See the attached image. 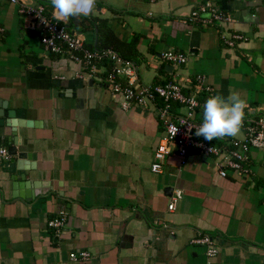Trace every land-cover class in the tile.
Wrapping results in <instances>:
<instances>
[{
	"label": "crops",
	"instance_id": "0c3cea01",
	"mask_svg": "<svg viewBox=\"0 0 264 264\" xmlns=\"http://www.w3.org/2000/svg\"><path fill=\"white\" fill-rule=\"evenodd\" d=\"M21 1L56 19L51 4ZM205 1L96 0L91 15L65 24L90 50L116 46L129 54L141 84L178 82L192 93L203 76L212 91L197 95V120L209 97L236 92L247 100L246 115H264V0H209L245 37L234 48L224 45L219 26L185 22ZM0 29V147L15 141L17 154H30L0 160V264H264V148L251 150L247 176L220 178L214 160L195 152L183 164L171 155L152 173L161 102L123 110L103 74L77 78L79 66L46 51L4 0ZM167 50L186 53L187 63L163 62ZM178 113L173 105L169 118ZM174 190L182 198L170 212ZM59 211L67 220L57 236L46 223ZM201 233L213 238L215 257L191 243ZM76 251L91 257L71 262Z\"/></svg>",
	"mask_w": 264,
	"mask_h": 264
},
{
	"label": "built area",
	"instance_id": "2783aa9c",
	"mask_svg": "<svg viewBox=\"0 0 264 264\" xmlns=\"http://www.w3.org/2000/svg\"><path fill=\"white\" fill-rule=\"evenodd\" d=\"M4 1L18 7L19 14L27 20V29L38 34L40 44L46 51L54 55L65 56L79 66L80 70L75 75L77 78L88 82L103 74L104 84L109 88L112 96L120 100V107L123 110L134 107L147 108L157 101L161 102L159 112L165 119L164 129L153 153L150 166L152 173H161L165 160L171 155L177 156L183 164L186 157L191 152H195L214 160V166L220 178H226L229 171L239 177L250 174L251 150L264 148V115L252 117L245 113L241 127L242 137H223L209 142L195 135L196 127L203 122V119H196L197 109L200 106L197 95L212 91L205 84L203 76H196L192 93H185L178 82L155 86L141 84L134 61L123 58L111 48L102 50L86 48L83 35L69 30L65 23L46 15L43 5H29L21 0ZM39 1L51 4V0ZM233 20L231 14L222 11L213 2L207 0L191 9L185 22L200 27L219 26L220 38L224 45L227 48H234L243 42L245 37L231 30L229 25ZM159 58L175 66H183L188 61L186 53L179 50H167L162 52ZM173 105H177L182 113L169 118V111ZM190 126L191 130H189ZM0 160H10L5 147H0ZM181 198L180 190L172 191L167 206L168 211L175 210ZM66 215L65 211H59L54 218L47 221L46 227L55 235H60L66 225ZM191 243L204 246L208 259L218 254V248L208 234H199ZM90 257L86 251L69 254L70 261L75 263L86 262Z\"/></svg>",
	"mask_w": 264,
	"mask_h": 264
},
{
	"label": "clouds",
	"instance_id": "9594fccd",
	"mask_svg": "<svg viewBox=\"0 0 264 264\" xmlns=\"http://www.w3.org/2000/svg\"><path fill=\"white\" fill-rule=\"evenodd\" d=\"M51 5L56 19L67 23L72 17L88 16L94 10L96 0H51ZM202 107L203 122L196 127L195 135L211 142L217 138L235 137L239 134L248 104L246 98L236 92L227 97L213 95Z\"/></svg>",
	"mask_w": 264,
	"mask_h": 264
},
{
	"label": "water",
	"instance_id": "95a60500",
	"mask_svg": "<svg viewBox=\"0 0 264 264\" xmlns=\"http://www.w3.org/2000/svg\"><path fill=\"white\" fill-rule=\"evenodd\" d=\"M8 116H9V118H14V116L12 115V114H9L8 113ZM18 122L17 123H15V124H13V123H11L10 122V126L11 127H13V128H16L17 126H18ZM25 125H30L29 123H25ZM16 147H17V144L15 143V141H14V144L12 145V146H10L7 150H8V153H9V155L10 156H16L17 158H19V159H25V158H30V154H25V153H21V154H17V152H16ZM33 168V167H32ZM18 169H22V170H29V169H31V168H28V169H26V168H18ZM27 186V185H26ZM22 185L19 183L18 184V182H15V183H13V189L14 190H16V189H22ZM19 196H21V197H23V194H19ZM26 197H29V195L26 193Z\"/></svg>",
	"mask_w": 264,
	"mask_h": 264
},
{
	"label": "trees",
	"instance_id": "16d2710c",
	"mask_svg": "<svg viewBox=\"0 0 264 264\" xmlns=\"http://www.w3.org/2000/svg\"><path fill=\"white\" fill-rule=\"evenodd\" d=\"M114 50L116 51V52H118L123 58H125V59H129L130 57L128 56L129 54H127V55H125V51H123V50H121L120 48H118V47H114Z\"/></svg>",
	"mask_w": 264,
	"mask_h": 264
}]
</instances>
